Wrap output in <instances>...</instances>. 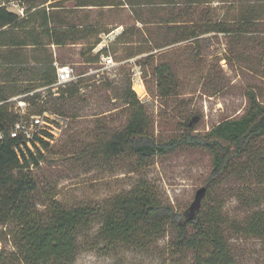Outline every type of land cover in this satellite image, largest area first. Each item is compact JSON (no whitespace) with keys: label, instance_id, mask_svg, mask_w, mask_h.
I'll use <instances>...</instances> for the list:
<instances>
[{"label":"rangeland","instance_id":"1","mask_svg":"<svg viewBox=\"0 0 264 264\" xmlns=\"http://www.w3.org/2000/svg\"><path fill=\"white\" fill-rule=\"evenodd\" d=\"M141 2L154 4L143 6L138 13L127 5L76 8V0L63 3L69 21L80 25L101 23L107 25L109 33L102 35V42L93 54L91 46L86 45L95 41L92 34L78 43L51 48L56 62L74 69L80 96L64 106L68 117H63L52 107L54 97L50 98V90L38 89V93L46 96L42 109L47 111L36 116L45 118L52 128V132L44 134L47 148L40 145L30 148L39 162L30 171L43 194L40 207L44 208L49 195L66 207L102 205L145 180L178 213L194 203L200 190L208 188L207 194L223 201V211L231 220L245 221L254 210L239 200L237 184L226 182L209 190L214 154L194 141L223 121L241 118L250 107L251 92L264 103V0H255L260 5L256 8L259 20L252 28L240 31L238 19L248 3L213 1V8L208 6L209 13L204 17L225 22L231 31L220 33L209 27L198 39L189 37L200 26L199 19L180 16L182 3L174 9L160 6L155 0ZM0 3L14 13L24 14L25 8L18 0ZM176 21L184 25L175 26ZM199 29L196 32L200 34ZM104 47L108 52L103 55L113 57L114 68H103L102 55L97 62H84L85 57ZM37 54L27 52L30 64H34ZM162 64H169L175 76L177 87L170 95H162L157 87L156 69ZM139 72L142 82L135 77ZM55 88L51 91L58 96L64 86ZM130 88L144 105L148 120L146 136L169 148L143 167L135 155L123 152L109 157L98 147L104 132L109 139L128 125L131 108L126 93ZM12 101L19 123L31 125L34 115L29 110L30 103L25 109L19 105L20 101L25 102L22 96ZM38 103L41 105L42 101ZM257 191L264 193L262 187H257ZM259 207L264 210V203ZM102 222V216H96L83 229L82 251L74 264H194L191 253L172 252L169 234L149 248L127 246L106 251L103 243L96 244ZM13 229L12 224L0 223V252L15 251ZM230 244L238 264H264V240L230 233Z\"/></svg>","mask_w":264,"mask_h":264},{"label":"trees","instance_id":"2","mask_svg":"<svg viewBox=\"0 0 264 264\" xmlns=\"http://www.w3.org/2000/svg\"><path fill=\"white\" fill-rule=\"evenodd\" d=\"M18 1L25 8L23 15L0 3V223L14 225L11 237L15 247L13 252H0V264H74L83 247L80 234L96 216L103 218L96 244L103 243V249L110 252L127 246L149 248L169 234L172 252L177 255L191 253L194 264H238L230 244V233L264 240V210L259 209L264 203V193L257 191V187L264 190V103L254 92L250 93V107L241 118L223 121L203 138L194 141L195 145L214 154L209 190L226 182L237 184L239 200L254 210L247 220H231L223 211V201L207 194L208 188L197 195L188 209L178 213L165 204L145 180L102 205L66 207L54 195H49L41 208L39 201L43 194L38 191V184L30 171L31 166H38L39 162L30 148L39 145L47 148L49 144L44 134L49 132H43L42 137L35 134L31 139L21 133L12 137L19 124L12 100L22 96L26 103H30L32 115L43 114L47 110L42 106L47 101L38 89L48 88L50 98L54 97V110L68 117L64 106L79 98L80 83L61 85L64 89L58 96L52 93L57 82V67L51 48L78 43L92 34L95 41L85 43L91 46L92 53L102 42V35L109 31L105 29L107 25L101 23L80 25L69 21L70 17L63 12L66 10L63 7L65 0ZM76 1V8L127 5L138 13L143 6L154 4L141 0ZM155 1L160 2V6L174 9L182 3L180 16L198 17L201 27L193 29L190 39H198L209 27L220 33L231 31L225 22L204 17L209 13L207 7H212L215 0ZM234 3H248L246 11L240 13L238 31L252 28L259 20L256 8L260 5L255 0ZM179 24L184 25L178 21L175 26ZM31 51L38 53L34 64H30L27 58V52ZM106 52L107 47H104L91 57H85L84 62H97ZM156 75L160 93L170 95L177 87L171 66L160 65ZM126 98L131 108L128 125L109 139L104 132L98 147L109 157L123 152L135 155L139 166L143 167L149 159L167 153L169 148L146 136L145 108L131 88L127 90ZM39 101H42L41 105Z\"/></svg>","mask_w":264,"mask_h":264},{"label":"built area","instance_id":"3","mask_svg":"<svg viewBox=\"0 0 264 264\" xmlns=\"http://www.w3.org/2000/svg\"><path fill=\"white\" fill-rule=\"evenodd\" d=\"M100 64L105 69H112L116 66V63L112 56L102 55ZM57 67V82L53 86L57 89L61 85H65L70 82H74L75 71L71 66L60 65L55 62ZM138 82H142L140 72L135 75ZM20 107L27 108V103L24 101L19 102ZM46 116V114H45ZM43 132H52L51 125L46 122L45 118L41 116H33L31 125H26L25 123H19L16 125V132L12 134V137H16L19 133L23 134L27 139H31L33 135L38 134L42 137ZM30 145V144H29Z\"/></svg>","mask_w":264,"mask_h":264},{"label":"water","instance_id":"4","mask_svg":"<svg viewBox=\"0 0 264 264\" xmlns=\"http://www.w3.org/2000/svg\"><path fill=\"white\" fill-rule=\"evenodd\" d=\"M203 190H204V189H203ZM203 190H200V191L198 192V195L201 194V193L203 192Z\"/></svg>","mask_w":264,"mask_h":264},{"label":"bare ground","instance_id":"5","mask_svg":"<svg viewBox=\"0 0 264 264\" xmlns=\"http://www.w3.org/2000/svg\"><path fill=\"white\" fill-rule=\"evenodd\" d=\"M137 90V89H136Z\"/></svg>","mask_w":264,"mask_h":264}]
</instances>
